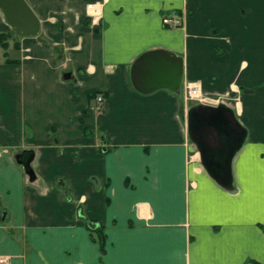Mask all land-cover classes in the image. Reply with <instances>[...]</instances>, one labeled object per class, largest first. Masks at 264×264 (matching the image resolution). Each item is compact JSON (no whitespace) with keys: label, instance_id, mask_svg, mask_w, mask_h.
<instances>
[{"label":"crops","instance_id":"crops-1","mask_svg":"<svg viewBox=\"0 0 264 264\" xmlns=\"http://www.w3.org/2000/svg\"><path fill=\"white\" fill-rule=\"evenodd\" d=\"M25 1L39 33L0 62V264H264V0ZM158 48L183 57V81L239 101L230 187L188 143L181 92L132 86L133 61Z\"/></svg>","mask_w":264,"mask_h":264},{"label":"water","instance_id":"water-1","mask_svg":"<svg viewBox=\"0 0 264 264\" xmlns=\"http://www.w3.org/2000/svg\"><path fill=\"white\" fill-rule=\"evenodd\" d=\"M0 11L15 32L32 36L39 32V21L25 0H0ZM183 77V57L167 49L158 48L141 53L130 68L132 86L144 94L159 89L180 93ZM223 110L227 112L224 113ZM226 114L233 124L232 130L228 125ZM187 127L188 130L197 131L198 137L190 136V138L198 150L202 166L216 182L224 187H230L232 158L241 147L246 135V130L234 110L225 103L198 104V121L192 125L188 123ZM227 140L232 141L226 143ZM21 162L30 179H33L29 159H21ZM88 224L91 227L94 225L91 222Z\"/></svg>","mask_w":264,"mask_h":264},{"label":"rangeland","instance_id":"rangeland-1","mask_svg":"<svg viewBox=\"0 0 264 264\" xmlns=\"http://www.w3.org/2000/svg\"><path fill=\"white\" fill-rule=\"evenodd\" d=\"M3 32H9L10 36L7 39V42H8L7 43L8 44L7 48L4 49L3 47L0 46V62H5V58H6L5 55H4L5 53L7 55V58H9V59H13V60L17 59V60H19L18 58L22 57V55H24V53L21 54V51L18 50L19 48L16 49V48H14V46H18V44L20 43L21 35L19 33L15 32L14 29L11 28V27H10V31H3ZM23 51L25 52L26 50L23 49ZM53 52H54V54L56 56V59H57V61L59 63L60 74H61L60 76L62 78L71 79L73 77H76L77 74H79V72H76L74 69H72L70 67L69 55H68V53L66 51L65 46H62V48H60L58 46H55ZM200 73L202 74V72L199 70L198 71V75H200ZM182 93H183V87L181 88V94ZM182 98H181V100H183ZM236 99L237 98H231L230 97L229 99L224 100V102L227 103L226 104L227 106L231 107L234 110V102H235ZM186 101H187L186 102L187 109H189L190 107L198 104V102H196L193 99H189L188 98ZM231 103H233V104H231ZM93 108H94V106H93ZM188 143L191 145V147H193L192 146L193 144L189 140H188ZM188 154L192 155L193 151H189Z\"/></svg>","mask_w":264,"mask_h":264},{"label":"built area","instance_id":"built-area-1","mask_svg":"<svg viewBox=\"0 0 264 264\" xmlns=\"http://www.w3.org/2000/svg\"><path fill=\"white\" fill-rule=\"evenodd\" d=\"M99 5L97 3H90L87 5V10L89 12V15L94 18L96 15H98ZM181 20L179 18H172V17H164V24L167 25H175L179 24ZM183 87V98L185 100L193 99L198 104H214L218 105L219 103H225L224 100H226V96L218 95L215 98L207 96L205 93L202 92L201 85L198 81H183L182 84ZM234 91L236 93H239V89L235 88ZM104 95L103 93H96L94 96V110L97 112H101L104 107ZM239 101L236 99L234 102V105H237ZM227 104V103H225ZM233 104V103H231Z\"/></svg>","mask_w":264,"mask_h":264},{"label":"trees","instance_id":"trees-1","mask_svg":"<svg viewBox=\"0 0 264 264\" xmlns=\"http://www.w3.org/2000/svg\"><path fill=\"white\" fill-rule=\"evenodd\" d=\"M10 36V33L9 32H1L0 31V46L3 47L4 49L7 48L8 46V42H7V39L8 37ZM5 55V63L7 64H12V63H18L19 60H13V59H9L7 58V55L6 53L4 54ZM96 95V93H94V96ZM93 95H91L92 97ZM104 226L102 224H96V225H93L92 227L90 226L89 227V230H90V238L91 240L93 241H96L98 243V246H99V250H100V253L103 254L105 252V238H106V234H105V231H104Z\"/></svg>","mask_w":264,"mask_h":264},{"label":"flooded vegetation","instance_id":"flooded-vegetation-1","mask_svg":"<svg viewBox=\"0 0 264 264\" xmlns=\"http://www.w3.org/2000/svg\"><path fill=\"white\" fill-rule=\"evenodd\" d=\"M222 112H224V113H226L227 111L226 110H223ZM235 112V111H234ZM235 114H236V112H235ZM226 118H227V120H228V122H229V127H230V129L232 130L233 129V124L231 123V121H229L230 120V118H229V115L228 114H226ZM198 121V104H196V105H194V106H192V107H190L188 110H187V112H186V116H185V122H186V132H187V136H188V140L191 142V143H193L194 144V142L192 141V139L190 138V136L192 137V138H194V137H198V135H197V131H195V130H188V127H187V125H188V123L189 124H193L194 122L196 123ZM237 135H238V133H237ZM235 139V138H234ZM233 140V139H232ZM232 140H227V142L226 143H229L230 141H232ZM229 141V142H228ZM206 160H210V159H207V158H205ZM217 162H219L220 163V161L219 160H217Z\"/></svg>","mask_w":264,"mask_h":264},{"label":"bare ground","instance_id":"bare-ground-1","mask_svg":"<svg viewBox=\"0 0 264 264\" xmlns=\"http://www.w3.org/2000/svg\"><path fill=\"white\" fill-rule=\"evenodd\" d=\"M196 156V155H195ZM198 156V155H197Z\"/></svg>","mask_w":264,"mask_h":264}]
</instances>
